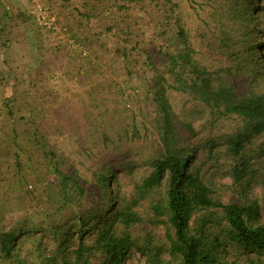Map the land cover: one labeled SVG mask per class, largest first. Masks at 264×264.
<instances>
[{
	"label": "trees",
	"instance_id": "1",
	"mask_svg": "<svg viewBox=\"0 0 264 264\" xmlns=\"http://www.w3.org/2000/svg\"><path fill=\"white\" fill-rule=\"evenodd\" d=\"M41 2L59 22L61 8L74 10L76 33L98 61L88 73H71L65 49L54 48L55 63L38 59L44 70L35 72L41 79L31 96L56 97L46 124L68 120L78 159L97 167L88 188L75 162L52 153L54 214L26 212L17 228L0 233L3 261L91 264L99 256L98 264H125L136 252L145 264H238L244 255L245 264H264V224L253 197V187L264 185V4ZM29 7L3 16L32 20ZM123 69L140 105L131 117L113 108L122 100L116 75ZM51 73L63 75L56 87ZM10 101L3 104L9 115ZM159 225L166 227L163 245L154 241Z\"/></svg>",
	"mask_w": 264,
	"mask_h": 264
},
{
	"label": "rangeland",
	"instance_id": "2",
	"mask_svg": "<svg viewBox=\"0 0 264 264\" xmlns=\"http://www.w3.org/2000/svg\"><path fill=\"white\" fill-rule=\"evenodd\" d=\"M260 2L264 4V0H260ZM87 48L92 51L91 48ZM26 55L30 56L28 53ZM93 59L96 64L98 58L95 52L93 53ZM123 73H125L124 69L122 72H117L116 75V89L122 93V100L119 103H115L113 108L117 116L131 117L138 115L140 105L138 104L136 92L125 82ZM39 77L40 72L34 73L31 77H20L22 81H19L20 78L17 77L18 83L15 84L16 88L19 89V92L17 91L19 94L11 95V105L9 106L13 113L11 115L8 114V107H4V113L0 112V119L4 118V120H0V233L17 228L23 222L26 212L42 213L44 210L50 215L54 214V206H57V203L53 196V186L56 184V179L53 175L52 153L63 163L71 164L75 162L76 166L81 170L82 177L88 180L87 187L91 188L93 185L91 183V170L96 169L97 162L85 163L84 158L78 159L75 149L76 143H70L66 137L69 132V126L66 125L68 120L63 119V122L60 119L55 120L56 123L54 122L50 126L48 122L46 124V114H49L53 109L56 97L48 96L45 98L41 96L40 98H35L36 96H31V92L35 88L33 85L39 84ZM62 77L61 73L52 74L50 76L51 84L56 87ZM65 79L68 82L71 81L66 76ZM9 82H6V84H9ZM36 126L41 130L39 136H35L33 133ZM261 142L264 141L260 140L258 144ZM258 158L259 167L261 166L264 172V155ZM222 180L221 184L229 183L227 179ZM30 186H32L31 189ZM253 197L260 203V222L264 224L263 183L256 184L253 187ZM230 198V193L221 195V199L225 203ZM152 230L155 235V243L161 245L166 243L165 226H155ZM30 248L31 246L26 244L22 247L25 253ZM250 256L256 257L254 254ZM246 257L247 255L242 256L238 264H245ZM164 259L168 261L170 256L165 254ZM98 263L99 256L93 258L91 262V264ZM145 263V257L136 252L131 253L125 262V264ZM0 264H7L3 261L1 255Z\"/></svg>",
	"mask_w": 264,
	"mask_h": 264
},
{
	"label": "crops",
	"instance_id": "3",
	"mask_svg": "<svg viewBox=\"0 0 264 264\" xmlns=\"http://www.w3.org/2000/svg\"><path fill=\"white\" fill-rule=\"evenodd\" d=\"M73 1L72 6L79 3V0ZM26 4V0H0V112L3 113V104L6 103V100L10 99L11 95L14 94L15 96V94L19 92V89L16 88L15 84L18 83L16 80L17 77H31L35 72L43 71L44 66L43 68L42 66H39L40 60L38 59L43 60L44 65H51L55 63L56 58H59L58 55H55L52 51L54 48L60 46H56L52 37L38 29L32 20L25 15H22V18H14L13 20H11L10 17L8 19L4 18L3 13L6 6L10 5L13 7L11 12H5L10 16L11 14H18L21 12L19 10L23 9ZM60 12L61 17L59 23L67 26L79 41H81L86 47H89L85 44L86 42L82 41L83 38H79L76 33L78 29L73 21H71V17L75 14L74 10H67L63 7ZM26 52L31 57L27 56ZM90 52L93 57L94 51L92 50ZM64 55V65L69 64V66H71V68H69L71 73H88L94 68L93 65L96 62L94 59L90 58L86 61H80L78 64L75 61L76 57L70 55L66 50ZM51 75L52 73L50 76ZM21 78L19 81H22ZM6 82H9V84H6ZM0 120H4V118H1Z\"/></svg>",
	"mask_w": 264,
	"mask_h": 264
},
{
	"label": "built area",
	"instance_id": "4",
	"mask_svg": "<svg viewBox=\"0 0 264 264\" xmlns=\"http://www.w3.org/2000/svg\"><path fill=\"white\" fill-rule=\"evenodd\" d=\"M30 7L27 11L28 16L32 18L40 30L49 34L56 46L63 47L66 52L76 57L77 62L93 59L90 50L79 41L72 31L65 25L59 24V21L52 10L43 4L41 0H26ZM12 6H6L5 11L11 12ZM32 186H30V189Z\"/></svg>",
	"mask_w": 264,
	"mask_h": 264
}]
</instances>
